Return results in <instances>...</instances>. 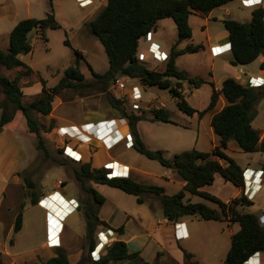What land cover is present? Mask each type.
<instances>
[{
  "label": "trees",
  "instance_id": "obj_1",
  "mask_svg": "<svg viewBox=\"0 0 264 264\" xmlns=\"http://www.w3.org/2000/svg\"><path fill=\"white\" fill-rule=\"evenodd\" d=\"M234 0H107V4L101 9L94 20L90 22L91 33L102 45L108 59L109 67L103 74L94 72L90 66L92 79L85 80L78 65L67 67L63 76L53 87H47L41 80L40 93L28 103H24V94L19 86L20 77L12 79L0 74V92L5 95L6 100L0 102V133L9 125L16 112H19L26 121L29 133L34 134L37 139L38 150L47 153L44 138L41 135V126L34 114L48 116L52 112V104L57 95L62 91L76 89L80 91H97L107 96L111 107L118 110L130 126L133 137V148L145 158L158 162L166 169L172 170L185 183L183 188L168 195L165 189L156 185H144L129 177H116L108 179L107 171L95 169L91 161L83 162L79 168H75L74 178L80 184L81 190L90 194L95 205H101L103 197L98 195L90 183L105 185L117 189L127 195L134 196L137 204H144L147 195L155 197L161 206L162 216L168 222H178L183 217H195L203 221H229L237 223L239 230L231 237L230 248L224 260V264H244L255 253L264 252V226L260 224V218L253 213H242L238 208L249 207L253 204L243 194L225 203L220 199L201 189L211 186L216 175H220L225 181L232 183L235 187H244V169L224 151L230 141H234L244 153H264V141L251 123L255 116L256 103L264 98V88L245 87L234 78H226L222 87L216 91L212 86V93L208 106L197 111L192 108L182 95V82L189 83L198 89L206 83L203 79L190 77L185 72L176 68L175 60L185 53H196L197 46H189L183 50H177L180 41L192 37V29L189 18L192 15L206 16L212 10L224 6ZM52 7V6H51ZM264 9H254L249 22H240L234 19L222 21L228 33L232 66H245L254 62L264 53ZM172 19L176 25L178 40L164 62L162 68L149 69L137 58L139 43L147 33L155 32L160 20ZM58 29L60 26L55 21L53 13L47 14L46 18L24 19L19 21L9 34V47L7 51H0V66L12 70L23 67L28 74H32L31 68L22 62L20 56L31 52L32 46L28 40V34L36 30L44 32L46 29ZM67 43V42H66ZM77 58H83L78 51L74 52ZM264 67V64H261ZM118 77H127L137 80L144 88H156L166 91L175 101L180 111L192 116L195 113L202 117L212 110L222 95L227 104L211 119L210 126L219 144L210 152L192 150L174 155L167 159L161 150H150L143 143L136 130L140 121L171 123L170 114L164 108L153 110H139L129 112L125 109V103L116 98L108 90L110 84ZM12 106V110L9 106ZM150 113L149 116L147 113ZM69 143L66 141V144ZM62 154L63 147L59 150ZM222 162V163H221ZM63 164V163H61ZM264 173V163L261 165ZM28 183V180H24ZM186 194L199 196L216 204L219 211L208 207L203 203H192L186 200ZM31 205H37L39 196L35 191L26 193ZM93 204L85 208L86 223V246L88 256L82 258L76 264H109L113 262H126L136 259L138 253H130L126 244L122 241H114L107 247L96 262H91L89 252L95 246L93 238L98 226L121 234L123 228H111L107 223L101 221L97 215V209ZM16 216L13 232L17 233L22 227V210ZM184 261L182 264H195L193 255L183 250ZM42 264H70L67 255L59 251L56 256L48 259ZM141 264H159L158 262Z\"/></svg>",
  "mask_w": 264,
  "mask_h": 264
},
{
  "label": "rangeland",
  "instance_id": "obj_2",
  "mask_svg": "<svg viewBox=\"0 0 264 264\" xmlns=\"http://www.w3.org/2000/svg\"><path fill=\"white\" fill-rule=\"evenodd\" d=\"M253 1L256 0L249 2ZM103 3L104 0H93V4L91 1L81 6L79 0H0V51L8 50L9 34L13 27L21 20L28 18L41 20L46 18L47 14L53 13L55 21L60 26L58 29L48 28L44 32L33 30L28 34V40L32 46V50L30 53L22 55L21 60L27 68L32 69V74H28L23 67L7 70L0 66L1 75L10 79L16 76L20 77L19 86L24 94V103L32 101L40 93L41 80L46 83L47 87H53L63 76L64 70L69 66L77 64L80 72L87 81L92 79L91 70L88 66L98 74H103L107 71L109 67L108 59L102 45L91 33L90 27V22L99 14L103 8ZM239 4V1H233L228 6L232 10V15H237L239 12L236 9V6H239ZM213 14L218 17L216 21L212 19L207 20L205 17L198 15L190 16L189 23L192 29V37L179 42V48H187L189 46L199 47L196 53H185L179 60V66L181 69H184L183 72H187L190 77L200 78L206 81L198 89L193 88L189 83L184 84V92L188 95L186 97L187 102L198 111L203 110L209 104L212 93L211 83L214 87H220V79L227 76L226 70L229 69L232 58L231 53H225L213 59L209 55L205 44L206 34L210 37L211 43H215L217 39L222 40L228 36L221 20L223 12L216 10ZM231 18L234 19L235 16ZM158 31L162 39V44L172 47L175 41L178 40L176 25L172 19L162 20ZM152 35L154 34L151 33L150 42L146 45L143 42L139 43L137 58L140 62L144 61L150 68L156 69L154 68L155 63L145 53L149 44L155 43V40H153L155 37L152 39ZM227 48L225 46L218 48V50L221 51ZM75 51L80 52L83 58H77L74 53ZM253 67L258 68V64L255 63L250 68ZM122 78L128 84L139 88L142 98L135 102V104L140 110H153L164 107L170 114L171 123L142 122L138 125L148 149L163 151L167 159H172L174 155L192 150L210 152L218 137L214 136L212 138L211 136L210 131L212 128L208 122L210 119L209 112L202 118H199L197 115L188 116L178 109L175 101L166 91H161L156 88H144L135 79ZM108 90L114 95L110 86ZM80 93H87L94 98L101 96L107 99L106 95L94 90H65L55 97L50 115L42 116L41 114H34V117L42 128L41 135L44 138L47 153L36 148L37 139L34 134L29 133L26 121L19 112L15 113L13 121L8 126L9 132L11 131L13 133L3 135L2 140L0 139V161L3 167L6 168L11 164L10 161L16 159H19L18 161L21 167H25L18 173L21 189L18 188V191L17 188H13L11 192L18 199L20 198L19 194H24L22 201L25 203L23 210L26 223L24 231L19 237L11 236V239L14 238L18 242V245L13 249V252L17 253L13 254V258H4V262H10L13 259L12 263L16 264H35L37 262V255L34 252H30V250L29 252H24L23 249L31 245H39L45 241L44 232L41 231L40 224L43 212L39 207L30 204L29 199L26 198V193L35 191L40 198L43 194L52 192L58 180H63L65 181V185L62 191L66 193L65 196L67 198L73 196L76 199H80L83 197V203L92 200L90 194L81 190L80 184L74 178L73 172L75 168H79L82 160L87 158L89 150L83 146H79L81 143L69 142L61 154L59 150L62 146L64 147V140L73 138L59 133L61 129L57 128L58 125L55 124L53 119L54 116H61L60 110L63 105L74 104V100ZM262 99L255 105L257 113L263 109L262 102H264V98ZM5 100V95L0 92V102ZM131 104L130 102L128 104L129 106L125 107L129 112L131 110ZM9 109L12 110L11 105ZM63 114L65 116L62 117L67 118V116H70L74 121H79V118L82 116L80 109L76 107L64 108ZM149 114L148 112L145 116H149ZM258 122H256V125ZM125 135H123L117 147L109 151L107 155L111 158L115 157L119 161H124L135 169H138L137 171H132L131 176L133 178L137 176V179H141L140 181L143 184L157 185V182L161 183L160 177L163 176V172L167 174L170 171L156 161L149 160L140 154L136 155L133 153V150L125 151L121 149L122 146L120 144L125 142ZM82 139L87 140L84 136H82ZM88 142L90 143V141ZM226 153L242 169L246 167H257L259 162L264 160V154L244 153L234 141L229 142ZM115 154L116 156H114ZM22 157L24 160H21ZM93 159V163L97 165L102 159H106V153L101 151ZM114 168L115 175L119 174L124 176L127 174V171L123 167L115 165ZM145 172L150 176H146ZM250 176L251 174L249 173L246 175L248 179H250ZM25 179L28 180V183H25ZM171 180V182L169 181L167 183L166 188V193L169 195L181 190L178 185L179 182H182L181 179L174 177ZM203 190L225 202L235 195L237 188L232 183L225 181L222 177L216 176L214 183L211 186L204 187ZM106 195L108 196V194H105V197H107ZM262 195H264L263 191L255 200L256 204L264 203V196ZM1 196L3 197L2 192H0ZM188 197L194 203H204L208 207L218 210V206L208 200H204L198 196L188 195ZM111 198L114 204L112 203L109 207H105L103 213L107 210L110 211V206H116L117 204L121 211L125 212L132 211L138 206L135 200H133V196L126 195L121 191L120 194H111ZM93 205L96 207L95 204ZM86 206L84 205L82 207L80 214L76 213L71 215L66 220V225L72 231V240L74 239L75 245L77 247L80 246L82 249V258L88 256V247L86 246L87 229L84 215ZM244 208L247 212H256L260 218V224L264 226V217L261 216V212L257 209L258 207L252 210L247 206ZM199 224L197 228L198 230L200 228V234L204 239L203 243L199 245V264H224L225 256L230 247V228L223 222L215 223L212 221ZM98 229L100 228L97 227L94 232V240L96 239ZM3 244L9 247L8 242H3ZM189 244L195 247L197 242L191 240ZM78 259L79 257L76 255L71 256L72 262H76ZM112 264H118V262H113Z\"/></svg>",
  "mask_w": 264,
  "mask_h": 264
},
{
  "label": "crops",
  "instance_id": "obj_3",
  "mask_svg": "<svg viewBox=\"0 0 264 264\" xmlns=\"http://www.w3.org/2000/svg\"><path fill=\"white\" fill-rule=\"evenodd\" d=\"M91 1L93 4V0H91ZM234 1L240 2L239 6H236V9L239 11L237 13V15H232V10L229 9V7H228L231 3V2H229L224 6H221V7H218L216 9L212 10L208 15L203 16V17H205L207 20L212 19V20L216 21L218 19V17L213 13L216 10H221L223 12V15H222L223 17H221L222 21L224 19H227V18L232 19L231 17L235 16L234 20H237L240 22H249L251 20V14H252L254 9H257L259 7L264 9V0H256L253 2H249L251 0H234ZM260 1H261V3H260ZM242 2H246V5H243ZM106 4H107V0H104L103 7ZM192 16H194V15H192ZM224 17H226V18H224ZM161 22H162V20L158 21L156 31L152 32L154 34V35H152V39L155 37L153 40H155L154 42L160 46V49L163 52H165L166 54H170L171 49L177 40L172 45V47L161 43L162 39H161V37L159 35V31H158ZM143 44L146 45L147 43H143ZM179 44L180 43H178V45H177V50H183L185 47L179 48ZM205 44L207 46L209 55L212 59L217 57V56L212 55V52H211L212 48L221 47L224 45H226L227 47L230 48V43L228 42V36L222 40L217 39L215 41V43H211L210 37L207 36V34H206ZM201 47L203 48V46H201ZM147 50H148V48H147ZM147 50H145V53L147 56L150 57ZM225 51H228V48ZM225 53H231V52L229 50L228 52H225ZM225 53H223V54H225ZM223 54H220V55H223ZM220 55H218V56H220ZM183 56H184V54L178 56L175 60V65H176L177 70L182 71V72L184 69L180 68L179 60ZM21 57H22V55L20 56V58ZM150 60L153 63H155L154 68H162L165 65L164 63L154 62L151 59V57H150ZM141 62H143V64L146 65V63L144 61H141ZM255 63L258 64V68L257 67L250 68L251 65H253ZM261 64H264V53L262 55H260L254 62L250 63L249 65L235 66L234 67L230 64L229 69L226 70L227 76L220 79V87H217V86L214 87V85H213L214 89L216 91H219L222 87V82L226 78H229V77L234 78L237 82H239L240 84H242L245 87H248V84L251 82L250 81L251 78L253 80H256L257 78H259L260 80H264V67L262 68ZM146 66H147V68L153 70L148 65H146ZM186 74H187V72H186ZM185 83H187V82H182V95L184 96L185 100L187 101L186 97L188 95L184 92V84ZM263 87L264 86H260V87H257L256 89L263 88ZM226 104H227L226 100L224 99V97L222 95H220L216 106L212 110L208 111L210 113V119L208 121L209 125H210V122H211L213 115L215 113L219 112ZM126 106L127 105H125V107ZM66 107L67 108L68 107H76V108L80 109L82 116L79 118V121H74V119L70 118V116H67V118L62 117V116H65L63 114V110ZM262 108L263 109L258 113L255 110V116H254V119L251 123L252 127L259 132L260 137L264 134V102H262ZM254 109H255V107H254ZM115 110L113 107H111L108 100L105 98H102L101 96L94 98L92 96H89L87 93H80L77 95V98L74 100V104L63 105L61 107V110H60L61 116H54L53 119L55 121V124L58 125L57 128L61 129V133L66 132V130H65L66 128H72V131H75V130L78 131V133L82 134V136L86 137V139L88 141H90V143H89L87 140H83L81 137H79V136L76 137L75 135H74L75 139L70 140L71 143L72 142H76L78 144L81 143L79 146H83L87 150H89V153L87 151V153H88L87 158L82 160V162L80 164H82L83 162L91 161L93 168L104 169L105 165L115 163L113 165H117V166H121V167L126 168L127 174L124 176H121V177H129V178L133 179L134 181L143 184V182L140 181L141 179H137V176H135L134 178L131 176L132 171H137L138 169H135L133 166L125 163L124 161H119L115 157L111 158L109 155H107L108 152L115 149L117 147V145L112 150L108 151L103 146V144L99 140H97L96 137H94L92 135V133L87 134V133H84V131H83V128H82L83 126L93 128L99 122L113 120V121H115V123L117 125L116 129L119 132L118 134L121 137L125 134H131L130 133V126L124 120L121 113L118 110H117L118 112ZM207 113H205V114H207ZM194 115L198 116L197 113H195ZM194 115H192V116H194ZM0 116H1V111H0ZM202 117H199V118H202ZM122 121H124L125 124ZM257 121H259V122L256 125ZM142 122H149V121H140L136 125V130L138 132V135L141 138V140L143 141V143L145 144L146 141H145L144 137L141 135L140 130L138 128V125L141 124ZM150 123H152V122H150ZM9 125H7L2 130V132L0 133V139L3 137V135L13 133L11 131L9 132V127H8ZM210 133H211L212 138H214V136H216L213 129L210 131ZM76 135H77V133H76ZM218 144H219V137L217 138V140H215V143L213 144L212 148L217 146ZM120 145L122 146L121 149H124L125 151L126 150H133V153H135L136 155H139V153H137L133 147L132 148H126L125 142L121 143ZM227 148H228V145H227ZM226 150L224 151L225 153H226ZM101 151L106 153V159H104V160L102 159L100 161V163L99 164L97 163V165H96L93 163V160H94L93 158H96V156H98L101 153ZM262 154H264V153H262ZM114 156H116V154ZM0 160H1V157H0ZM18 160L19 159L10 161L11 164L8 165L6 168L3 167V164L0 161V190H3V191H0V192H2V195H3V197L2 196L0 197V264H16V263H12L13 259L10 262L5 261L6 263L4 262L3 259L4 258H13V254L17 253V252H13V249L15 248L16 245H18V242L14 238L11 239V236L14 235L16 237L17 236L19 237L21 235V233L24 231V227H25V223H26L24 210H22V227H21V230L17 233L13 232V226H14L16 216L20 212L21 206L23 204H25L22 201V199H24V194H22V193H21V195L19 194L20 198L18 199L15 196H13L12 192H11V190L13 188L14 189L17 188V190L19 191L18 188L21 187L20 186V178L18 177V173L22 169H24L25 167H21ZM21 160H24V158L22 157ZM263 163H264V160L260 161L259 165L257 167H254V168L253 167L252 168L246 167V168H244L245 185L243 188L236 187L237 191H236L235 195L230 200L237 198V197L244 194L248 198V200L253 202V204L251 206H249L248 208L252 210L253 208L258 207L257 209L259 210V212H261V216L264 217V203L263 204L259 203V205H258L255 202V200L259 197L261 192L262 191L264 192V174L261 171V165ZM13 165H14V167H13ZM168 170L170 172L167 174L165 172H163L162 177H164V178L160 177V181H162V182L156 183L157 184L156 186L163 187L165 189V192L167 190L166 189L167 183L169 181L171 182L172 178L178 177L177 174L174 173L171 169H168ZM248 173L251 174L250 179H248L246 177V175ZM145 175L150 176L146 172H145ZM216 176H220V175H216ZM215 180H216V177H215ZM61 181L63 182V185L61 187H58L57 183H56L52 192H49L47 194H43L42 197L48 196L49 194H52L53 192L57 191L60 193V196H63L65 198V200L75 199L79 203V208L72 215H74L76 213L80 214L82 207L84 205L86 206L89 203H94L93 197H92V200L90 202H87V203L86 202L83 203V201H82L84 199L83 197H81L80 199H76L73 196L67 198L65 196L66 193H64L62 191L63 186L65 185V181H63V180H61ZM184 184L185 183L183 181L178 183V185L180 186V189L183 188ZM90 185L92 186V188L95 190V192L98 195H100L102 193V195L104 196L103 197L102 195H100L104 199L103 203L101 205H98V204L96 205L98 218L101 221L107 223L113 229H117L119 227H122L123 230H122L121 234H117L114 231L116 233L115 241L119 240V241L124 242L126 244L127 250L130 253H138L139 254V256L134 260L126 261V262H118V264H141L144 261L149 262V263L158 262L159 264H182L184 261L183 250L192 254L195 264H199V262H200L199 245L203 243L204 239L202 238L200 231H199L200 228L198 230L197 225H200L199 223L212 222V221H203V220H200V219L195 218V217H183L178 222H174V223L168 222L162 216L161 206H160L159 201L155 197L150 196V195H147L145 197V203L144 204L139 205L136 203L138 206L136 209H134L132 211H129V212L121 211V209L119 208V205L117 204L116 206L115 205L110 206L111 210L110 211L107 210L106 212L103 213V209L105 207H109V205H111L112 203L114 204V201L111 198V194H114V193L120 194V191L117 189H114V188H110V187L105 186V185L94 184V183H90ZM201 190L204 191L203 188ZM204 192H206V191H204ZM105 194H108V196L106 195L107 197H105ZM170 195H173V194H170ZM188 195H190V194H186L185 199L186 200L188 199L192 202L191 198L188 197ZM262 196H264V195H262ZM42 197H40V199ZM40 199H39V201H40ZM133 200H135V202H136V198L134 196H133ZM230 200L225 201V203L229 202ZM192 203H194V202H192ZM32 206L39 207L41 209V211L43 212V217L41 218L40 224H41V231L44 232L45 241L41 242L39 245H31L28 248L23 249V251L29 252V250H30V252H34L37 255V262L35 264L44 263L48 259L56 256L59 251H63L67 255L70 264H76L77 262H79L82 259V257H81L82 256V249L80 246L77 247L75 245L74 239L72 240V231L66 225V220L68 217L66 218V220L63 223L62 233L60 234V237H59L60 238L59 239L60 240V247L49 248L47 246V239H46L45 211L38 204L32 205ZM238 210L242 213H253V214L257 215L256 212H247L244 207L243 208L240 207V208H238ZM217 211H219V208ZM214 222L215 223H222L223 222V223L227 224V226L231 230L230 231V241H231L232 235L239 230V225L237 223H231L227 220H225V221H214ZM98 228H100V229H98V231H99L105 227L98 226ZM191 240L197 242V245L195 247H193L191 244H189V241H191ZM3 242H5V243L8 242L9 247H6V245H4ZM95 243H96V239H95ZM72 255H74V256L76 255L77 257H79V259L76 262H72L71 261ZM260 256H261L260 257L261 263L264 264V252L260 253ZM109 264H112V263H109Z\"/></svg>",
  "mask_w": 264,
  "mask_h": 264
},
{
  "label": "built area",
  "instance_id": "obj_4",
  "mask_svg": "<svg viewBox=\"0 0 264 264\" xmlns=\"http://www.w3.org/2000/svg\"><path fill=\"white\" fill-rule=\"evenodd\" d=\"M91 2L90 0L82 1L79 0V3L81 6L84 4ZM261 3V1H260ZM243 5H246V2H242ZM264 21V18H263ZM150 36L151 33H147L145 36H143L140 40V42L143 43H149L150 42ZM216 47L212 48L211 52L213 56H218L220 54H223L226 49H222L221 51L218 50V48L225 47ZM217 50V51H216ZM148 53L151 57V59L154 62L158 63H164L168 60L169 54H166L160 49V46L155 43H150L148 46ZM225 51V52H224ZM130 79V78H129ZM250 83L248 84V87L250 88H257L260 86H264V80H260L257 78L256 80L250 79ZM140 84V83H139ZM141 85V84H140ZM110 89L114 93V96L118 99H121L125 105L129 106L128 104L131 102L130 111L135 112L139 111L140 108L135 104L138 100L142 98L141 93L139 92V88L128 84V82L124 81L122 77L116 78L111 84ZM84 133H92L94 137H96L97 140H99L103 146L109 151L112 150L123 138L121 137L117 131V125L115 121L109 120V121H103L99 122L95 127H85L83 126ZM66 132H63V135L70 136L73 139H75L74 135L76 137H81L82 134L78 133V131H72V128H66ZM61 133V131L59 132ZM77 133V135H76ZM80 138V139H81ZM125 146L126 148H132L133 147V137L131 134L125 135ZM69 139H65L64 141V147L67 145L66 141L70 142ZM261 141H264V134L260 137ZM65 150V149H64ZM115 163L105 165L104 170L107 171L106 177L108 179H113L116 177H121V175H115V168L113 165ZM121 167V166H119ZM124 168V167H123ZM126 170V168H124ZM263 173V172H262ZM264 174V173H263ZM63 185V182L59 180L57 182V186L61 187ZM38 205L45 211V223H46V239H47V246L49 248H58L60 247V234L62 233L63 223L66 220L67 217L75 213L79 208V203L75 199H68L65 200L63 196H60L59 192H53L52 194H49L48 196H43L40 201L38 202ZM116 233L108 228H103L102 230H99L96 233V243L91 252H89V257L91 262H96L100 259V257L103 255L105 249L109 247L114 241H115ZM260 252L255 253L252 255L244 264H262L260 260Z\"/></svg>",
  "mask_w": 264,
  "mask_h": 264
},
{
  "label": "clouds",
  "instance_id": "obj_5",
  "mask_svg": "<svg viewBox=\"0 0 264 264\" xmlns=\"http://www.w3.org/2000/svg\"><path fill=\"white\" fill-rule=\"evenodd\" d=\"M230 50V48L228 47V51ZM244 183H245V180H244ZM245 185V184H244Z\"/></svg>",
  "mask_w": 264,
  "mask_h": 264
},
{
  "label": "water",
  "instance_id": "obj_6",
  "mask_svg": "<svg viewBox=\"0 0 264 264\" xmlns=\"http://www.w3.org/2000/svg\"><path fill=\"white\" fill-rule=\"evenodd\" d=\"M174 169H175V166L172 167V170H174Z\"/></svg>",
  "mask_w": 264,
  "mask_h": 264
}]
</instances>
